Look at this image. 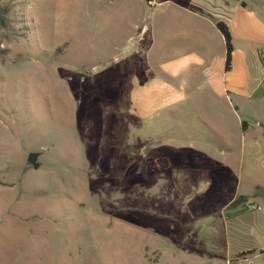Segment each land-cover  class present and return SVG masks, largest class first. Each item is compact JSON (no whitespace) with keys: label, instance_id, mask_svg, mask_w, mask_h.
I'll use <instances>...</instances> for the list:
<instances>
[{"label":"rangeland","instance_id":"obj_1","mask_svg":"<svg viewBox=\"0 0 264 264\" xmlns=\"http://www.w3.org/2000/svg\"><path fill=\"white\" fill-rule=\"evenodd\" d=\"M0 7V264H264V45L221 95L217 0Z\"/></svg>","mask_w":264,"mask_h":264},{"label":"crops","instance_id":"obj_2","mask_svg":"<svg viewBox=\"0 0 264 264\" xmlns=\"http://www.w3.org/2000/svg\"><path fill=\"white\" fill-rule=\"evenodd\" d=\"M217 8L209 10L214 17L212 25L216 28L218 21L226 22L233 34V44L235 38H248L256 39L260 44L264 45V0H217ZM204 20L206 17L198 15ZM217 30V28H216ZM218 33H211L209 39H199V52L192 54L186 51L183 54L184 63L190 57H196L201 62L202 58L209 55L213 43H215L221 50L222 56L218 61L217 74L209 71L207 73L208 82L214 85L217 92L221 95L226 94H246V84L248 82V49H239L234 45L232 69L229 72L225 71V57L226 45L223 35L217 30ZM204 63V62H203ZM213 74V75H212ZM248 96V95H247ZM169 167V166H168ZM250 199V198H249ZM249 201V200H247Z\"/></svg>","mask_w":264,"mask_h":264},{"label":"trees","instance_id":"obj_3","mask_svg":"<svg viewBox=\"0 0 264 264\" xmlns=\"http://www.w3.org/2000/svg\"><path fill=\"white\" fill-rule=\"evenodd\" d=\"M9 8L8 7H0V29L9 28ZM217 30L223 35L225 39L226 45V57H225V71L229 72L232 69L233 63V53H234V44H233V34L229 25L224 21H218L216 23ZM264 64V57L261 58ZM244 131L247 129L246 122L242 123ZM158 163L162 168H167L168 161L165 158H159ZM245 253H242L244 255Z\"/></svg>","mask_w":264,"mask_h":264},{"label":"water","instance_id":"obj_4","mask_svg":"<svg viewBox=\"0 0 264 264\" xmlns=\"http://www.w3.org/2000/svg\"><path fill=\"white\" fill-rule=\"evenodd\" d=\"M128 47L125 48V50L127 49ZM37 157H38V154L37 153H31L28 157V161L34 165L35 168L38 167V163L36 162L37 160ZM247 200V198L245 199Z\"/></svg>","mask_w":264,"mask_h":264}]
</instances>
